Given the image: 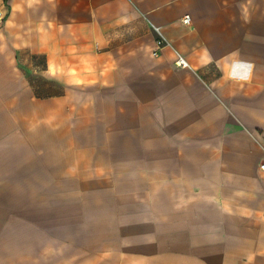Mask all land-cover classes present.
<instances>
[{
	"label": "crops",
	"instance_id": "1",
	"mask_svg": "<svg viewBox=\"0 0 264 264\" xmlns=\"http://www.w3.org/2000/svg\"><path fill=\"white\" fill-rule=\"evenodd\" d=\"M0 10V264H264V0Z\"/></svg>",
	"mask_w": 264,
	"mask_h": 264
},
{
	"label": "built area",
	"instance_id": "2",
	"mask_svg": "<svg viewBox=\"0 0 264 264\" xmlns=\"http://www.w3.org/2000/svg\"><path fill=\"white\" fill-rule=\"evenodd\" d=\"M5 17V14L2 10H0V18H4ZM186 24H189L191 22V18L189 15H186V17L184 18L183 20ZM155 30L158 32V34L160 35V39L157 41L158 43V46H162V44L164 43L165 39L161 33V29L160 27L158 26H154ZM176 64L178 66H186L187 65V61L186 59L182 56V55H179L177 61H176ZM261 168L264 169V163L261 164Z\"/></svg>",
	"mask_w": 264,
	"mask_h": 264
}]
</instances>
